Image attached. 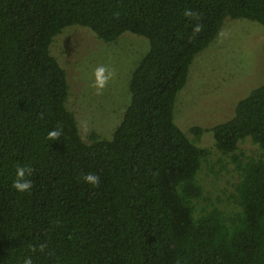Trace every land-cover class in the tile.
I'll return each mask as SVG.
<instances>
[{
	"label": "trees",
	"instance_id": "trees-1",
	"mask_svg": "<svg viewBox=\"0 0 264 264\" xmlns=\"http://www.w3.org/2000/svg\"><path fill=\"white\" fill-rule=\"evenodd\" d=\"M227 18L264 26V0H0V264H264V85L230 120L192 128L196 139L174 122L195 57ZM68 27L149 42L111 139L84 142L67 107L50 46ZM204 132L238 172L226 203L199 179L213 153L198 146ZM246 141L261 154L246 156ZM19 168L30 190L12 187Z\"/></svg>",
	"mask_w": 264,
	"mask_h": 264
},
{
	"label": "rangeland",
	"instance_id": "rangeland-1",
	"mask_svg": "<svg viewBox=\"0 0 264 264\" xmlns=\"http://www.w3.org/2000/svg\"><path fill=\"white\" fill-rule=\"evenodd\" d=\"M143 37L124 33L105 43L90 30L68 27L57 35L50 52L66 71L69 84L68 109L74 113L81 138L89 143L92 132L111 139L130 104L131 74L148 52ZM103 68V87L97 71ZM264 85V26L246 19H225L214 41L199 53L189 70L186 86L177 94L175 124L190 138L194 127L210 129L230 120L235 105ZM213 135L204 132L198 146L212 149V156L199 179L207 195L226 203L238 180V172L228 158L218 163ZM247 155H260L249 141L239 145ZM210 166L216 173L213 174ZM225 203L217 206L225 209Z\"/></svg>",
	"mask_w": 264,
	"mask_h": 264
},
{
	"label": "clouds",
	"instance_id": "clouds-1",
	"mask_svg": "<svg viewBox=\"0 0 264 264\" xmlns=\"http://www.w3.org/2000/svg\"><path fill=\"white\" fill-rule=\"evenodd\" d=\"M187 14V13H186ZM196 31H199V28L196 29ZM104 72L103 68L98 69L96 75H97V83L99 87H103L104 84V79L102 78V73ZM60 135V131L56 130V131H52L49 132V137L50 138H55L58 137ZM30 171L29 169L26 168H19L17 170V177L13 182L12 187L20 192H24L27 190H30L31 188V181L28 179H25V174L26 172ZM83 180L92 185V186H97L99 183V177L96 176L95 174H86L83 176ZM24 264H32L31 260H25Z\"/></svg>",
	"mask_w": 264,
	"mask_h": 264
}]
</instances>
